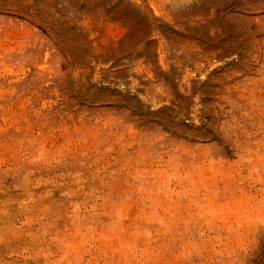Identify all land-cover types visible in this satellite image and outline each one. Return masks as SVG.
I'll return each instance as SVG.
<instances>
[{"label": "rangeland", "instance_id": "374dc122", "mask_svg": "<svg viewBox=\"0 0 264 264\" xmlns=\"http://www.w3.org/2000/svg\"><path fill=\"white\" fill-rule=\"evenodd\" d=\"M0 264H264V0H0Z\"/></svg>", "mask_w": 264, "mask_h": 264}, {"label": "trees", "instance_id": "16d2710c", "mask_svg": "<svg viewBox=\"0 0 264 264\" xmlns=\"http://www.w3.org/2000/svg\"><path fill=\"white\" fill-rule=\"evenodd\" d=\"M42 32H44V31H42ZM99 91L100 92H103V91H110V90L100 89ZM112 92H114V91H112ZM107 107H109V105H107ZM117 108H121V106L118 105ZM135 113L141 114L142 115V120H144V118L146 117V115H148L147 110H145V109H143L141 107H136L132 114H135ZM161 120L163 122H165L163 128H166V126H169V127L170 126H175V127H178V130L179 131L187 130V132H191V133L192 132H196L199 129H206V126L205 125L199 126V127H196V128H193L192 125H189V123H186V122H183V121H179L177 123H173V118L170 115H167V114L162 115L161 116ZM164 130H166V129H164Z\"/></svg>", "mask_w": 264, "mask_h": 264}]
</instances>
